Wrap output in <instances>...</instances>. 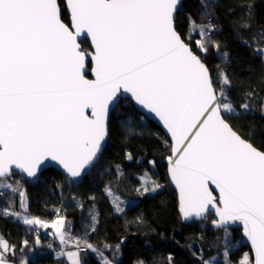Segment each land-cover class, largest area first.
Listing matches in <instances>:
<instances>
[{"label":"snow or ice","instance_id":"snow-or-ice-1","mask_svg":"<svg viewBox=\"0 0 264 264\" xmlns=\"http://www.w3.org/2000/svg\"><path fill=\"white\" fill-rule=\"evenodd\" d=\"M178 4L66 0L71 14L66 24L59 0H0V176L9 175L12 165L34 176L48 157L79 176L108 134L109 105L118 94L131 93L159 116L174 139L179 155L169 157L170 173L184 217L214 209L213 223L225 232L229 222H242L255 264H264V150L225 120L233 107L225 102L223 88L231 81L222 74L217 91L207 66L176 30ZM190 26L202 36L214 30L194 19ZM82 35L91 38L92 53L81 48ZM196 43L207 52L206 42ZM257 51L264 55V49ZM89 72L94 79L87 78ZM158 187L153 184L152 190ZM24 222L49 226L27 217ZM61 226L53 225L57 232ZM9 251L15 254L0 240V264H11L4 255ZM69 257L79 264L76 253ZM202 264L209 261L202 258Z\"/></svg>","mask_w":264,"mask_h":264},{"label":"trees","instance_id":"trees-1","mask_svg":"<svg viewBox=\"0 0 264 264\" xmlns=\"http://www.w3.org/2000/svg\"><path fill=\"white\" fill-rule=\"evenodd\" d=\"M59 2L62 19L70 23L65 0ZM190 19L199 26L213 25L214 30L202 36L199 28L190 26ZM245 22L250 27H245ZM176 28L208 65L218 92L222 74L228 76L231 84L223 90L236 112L225 114V118L245 139L264 150V58L257 51L264 48V0H183ZM197 41L206 42V53ZM81 43L84 51L91 50L89 40ZM245 103L253 111L244 109ZM171 153V141L162 129L147 120L130 99L121 98L112 113L107 147L81 183H71L53 168L45 170L35 184L22 177L27 213L47 222L60 217L73 219V230L86 232L99 253H117L118 264H202V258L223 255L227 232L213 223L214 213L183 221L178 192L168 176ZM137 173H150L161 189L154 193L136 190L133 175ZM12 177L21 176L14 173ZM108 188L117 194L115 201L107 194ZM13 200L16 207L17 198ZM8 201L5 192H0V206ZM20 220L0 212V240L14 249V255L12 251L6 254L11 262L69 264L55 252L30 257L37 243L35 231ZM227 231H231L232 243L239 244L228 255L237 264L251 251L241 229ZM84 264L103 263L89 253Z\"/></svg>","mask_w":264,"mask_h":264},{"label":"rangeland","instance_id":"rangeland-1","mask_svg":"<svg viewBox=\"0 0 264 264\" xmlns=\"http://www.w3.org/2000/svg\"><path fill=\"white\" fill-rule=\"evenodd\" d=\"M261 56L264 58V55H261ZM225 102L230 103L228 97ZM230 104L232 105V103ZM232 107H233V111L231 113L236 112L233 105ZM247 110L253 111V109H247ZM261 110L262 112H264V105ZM20 176L21 177H18V178L10 177V178L0 179V192H5L6 197L9 199L8 202L0 206V212L8 214V216L13 217V218L21 219L20 221L24 222L25 217L29 219H32V217L30 216V214L27 213L28 201L22 189L23 185L21 183V180L23 176L22 175ZM133 178H134V183L136 185V190L137 189L139 190V188L144 190L145 187L148 188V184H149V190L147 192L154 193L158 191L159 189H161L162 187V185L160 183H157L155 179L152 180V178L150 177V173H140V174L137 173L133 175ZM153 184L159 185V187L156 188L155 190H152ZM106 192L110 196V198L113 201H115V195L117 194L111 188H108ZM12 198L13 199L17 198L16 207L14 206V200ZM66 204H67V201H66ZM38 220L42 221L43 223H46L49 226L43 227L41 224H29L30 227L33 228L35 231L34 232L35 237H39L41 235H47L48 237H50V235L48 234L49 232L53 238L57 239V242L59 243V247H57L54 251H50V253L55 252V255L57 254L61 256L62 253H60L59 251L61 250L60 246L62 244V248H64L63 251H66L68 253H76V258L79 260V264H84V262L88 258L89 253L97 256L103 264H118L119 258L115 259L117 253L111 252L110 255H105L104 253H101V252L99 253L95 245L89 240L88 238L89 236L86 232L85 234H78V232L74 231L73 228H74L75 222L73 219H70L67 217H60L58 219H55L52 222H47L42 219H38ZM60 222H62V226L60 227V231L57 232L56 227H53V225L60 223ZM61 234H63L65 237L63 241L61 240ZM231 235H232L231 231H227V238H226L227 248L225 249L223 255H216L213 258H210L208 260L209 264H236V263L231 262L230 260L231 258L228 256L231 251L237 250L239 247V244L237 241H234L232 243ZM39 238L41 239L40 242L44 241L41 237ZM48 240H52V239H48ZM89 245H91V247H89ZM36 246H37V243L33 246V249L31 250L32 254L34 253V249ZM35 253L42 255L37 250ZM110 256L113 257L115 260L113 261L110 258ZM239 261L240 262L237 264H245V262H247V264H253V258H252L251 252H246L243 258L240 259Z\"/></svg>","mask_w":264,"mask_h":264},{"label":"water","instance_id":"water-1","mask_svg":"<svg viewBox=\"0 0 264 264\" xmlns=\"http://www.w3.org/2000/svg\"><path fill=\"white\" fill-rule=\"evenodd\" d=\"M182 1L183 0H179V4L177 6V13H176V16H175V26H176V19H177V15H178V11H179V8H180V5L182 4ZM66 2V0H65ZM67 7V6H66ZM67 11H68V14L70 15V21H71V14H70V8L67 7ZM64 21V20H63ZM65 22V21H64ZM66 23V22H65ZM68 24V23H66ZM177 30V28H176ZM178 32V30H177ZM179 33V32H178ZM180 34V33H179ZM182 37V36H181ZM84 39H87L89 40L90 44H91V50H89L88 52L86 53H92L93 52V48H94V45L92 44L91 42V38L89 36H84L82 35L81 37L78 38V42L80 43L81 45V48H82V41ZM186 42V41H185ZM187 43V42H186ZM199 56V55H198ZM201 58V57H200ZM203 61V60H202ZM204 62V61H203ZM86 64L89 68H91L92 66V62L90 60L86 61ZM204 64L207 66L208 70H209V74L212 78V75H211V71L208 67V65L204 62ZM87 78L88 79H94V74L89 72V74L87 75ZM213 80V79H212ZM121 98H126V99H130L133 103V105L135 106V108L141 112L144 117L147 119V120H151L153 121L156 125H158L162 131L165 133V135L168 137V139L171 141V144H172V153H171V156L172 158H176L179 154L178 153H175L173 151V148H174V139L171 135V133L169 132V130L167 129V126L164 124V122L159 118V116H157L155 113L151 112L149 109L145 108L144 106L140 105L138 102L135 101V98L132 97L131 93H120L118 94V99L116 102H114L113 104H110L109 105V110H108V117H107V129H108V134L106 135V137L104 138V140L101 142V149H100V152L97 153V158L89 165H86L80 172V175L79 176H76V177H73L68 171L67 169L64 168V166L58 161V160H53L51 157H48L46 159H44L40 164L39 166L37 167V169L35 170V175L34 176H29L28 173L26 171H24L23 169L21 168H18L16 165H12L11 167V173L9 175H6V176H0V179H4V178H10L12 177V175L14 173H18L20 175H22L29 183L31 184H35L37 183L40 178H41V175L42 173L47 170V169H50V168H53L55 170H58L59 172L62 173V175L64 177H66L71 183L73 184H79L81 183L84 178L92 171V169L95 167V165L98 163V161L100 160L101 158V155L102 153L104 152V150L106 149L107 147V144H108V140H109V128H110V123H111V117H112V113L114 111V109L117 107V105L119 104ZM89 113L91 112V109H88L87 110ZM225 118V117H224ZM225 120L227 121V119L225 118ZM228 122V121H227ZM229 123V122H228ZM230 124V123H229ZM231 126V124H230ZM232 127V126H231ZM233 128V127H232ZM234 131H236L234 128H233ZM237 132V131H236ZM238 133V132H237ZM242 138H244L240 133H238ZM245 139V138H244ZM247 140V139H246ZM248 141V140H247ZM249 142V141H248ZM251 143V142H250ZM254 147H256L255 145H253ZM257 148V147H256ZM258 150H261L259 148H257ZM170 169H171V161L170 159H168V176H169V179H170V182L173 186L174 189L177 190L178 192V199H179V209H180V212H181V216H182V219L184 222H191V221H194V220H197V219H203V218H206L208 217L211 213H214L215 214V220L218 219V216L215 212L214 209H212L210 212L206 213L204 216L202 217H195V216H192V217H188V218H185L184 215H183V212H182V206H181V199H180V191H179V188L177 187V185L175 184V181L172 180L171 178V173H170ZM214 191H213V194L217 196V198H219V190L218 189H215V186L212 185L211 186ZM223 228V227H222ZM227 228H239L241 229V234L243 236V238L245 239V241L247 242V244L249 245V248H250V251H251V254H252V258H253V264H255V260H256V254H255V249H254V246L252 245V242L251 240L249 239V237L246 235L245 233V230H244V226H243V223L240 222V221H236V222H229L228 224V227Z\"/></svg>","mask_w":264,"mask_h":264},{"label":"built area","instance_id":"built-area-1","mask_svg":"<svg viewBox=\"0 0 264 264\" xmlns=\"http://www.w3.org/2000/svg\"><path fill=\"white\" fill-rule=\"evenodd\" d=\"M41 237L44 241L40 242V244L43 246V249H38L39 243L37 242V246L34 249V253L39 251L42 255H46L50 253V251H54L57 247H59V243L57 242L56 238L48 237L47 235H41ZM52 239V240H48Z\"/></svg>","mask_w":264,"mask_h":264},{"label":"crops","instance_id":"crops-1","mask_svg":"<svg viewBox=\"0 0 264 264\" xmlns=\"http://www.w3.org/2000/svg\"><path fill=\"white\" fill-rule=\"evenodd\" d=\"M33 219V218H32ZM51 224V223H50ZM6 242V241H5ZM61 250L59 251L60 253H62L61 255H63V256H65V258L67 259V261L69 262V264H72V261H71V259H70V257H69V253L68 252H66V251H63L64 250V248H62V244H61ZM7 253H9V252H6V253H4V255H5V257H6V254ZM30 255H31V252H30ZM9 260V259H8ZM10 261V260H9ZM11 264H14L13 262H11Z\"/></svg>","mask_w":264,"mask_h":264},{"label":"bare ground","instance_id":"bare-ground-1","mask_svg":"<svg viewBox=\"0 0 264 264\" xmlns=\"http://www.w3.org/2000/svg\"><path fill=\"white\" fill-rule=\"evenodd\" d=\"M31 216V215H30ZM32 218H33V216H31ZM34 220H38V218H36V217H34L33 218ZM44 231V230H43ZM48 234L52 237V235L48 232ZM36 242H38L39 243V245H38V249H43V246L40 244V241H41V239L39 238V237H36V240H35ZM34 255V253L32 254V251H31V255H30V257L31 256H33Z\"/></svg>","mask_w":264,"mask_h":264}]
</instances>
